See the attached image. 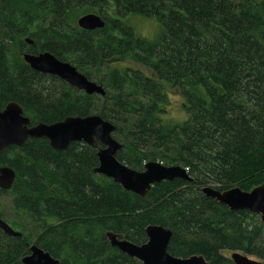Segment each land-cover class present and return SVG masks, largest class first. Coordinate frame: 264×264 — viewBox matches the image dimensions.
I'll list each match as a JSON object with an SVG mask.
<instances>
[{"label": "trees", "instance_id": "16d2710c", "mask_svg": "<svg viewBox=\"0 0 264 264\" xmlns=\"http://www.w3.org/2000/svg\"><path fill=\"white\" fill-rule=\"evenodd\" d=\"M87 13L100 15L105 27L81 30L77 19ZM131 15L161 23V38L136 37L123 22ZM41 52L91 81L100 65L119 64L97 81L106 93L101 98L31 70L23 53ZM172 94L187 119L165 125L158 114ZM9 102L21 105L32 124L98 115L115 125L114 138L122 137L115 138L119 162L142 171L158 158L186 169L192 182L165 181L140 198L95 175L96 150L82 143L60 153L44 138L12 146L0 166L11 168L15 181L0 194L9 193L17 213L40 226L36 238L0 231V264H21L27 239L60 264H140L112 248L105 234L141 245L150 225L171 231L173 257L233 264L237 252L264 262L259 217L229 211L201 192L264 185V0H5L0 110Z\"/></svg>", "mask_w": 264, "mask_h": 264}, {"label": "water", "instance_id": "95a60500", "mask_svg": "<svg viewBox=\"0 0 264 264\" xmlns=\"http://www.w3.org/2000/svg\"><path fill=\"white\" fill-rule=\"evenodd\" d=\"M5 0H0L3 2ZM78 25L85 31L103 29L104 23L99 17L91 13L81 16ZM24 43L32 45V40L24 39ZM24 62L29 68L40 74L57 77L70 87L86 95L105 96L104 88L79 73L70 63L56 59L49 52L38 54H24ZM115 125L102 119L98 115L87 117H66L62 121L45 124H32L24 115L21 105L9 102L0 110V155L12 146L22 147L29 139L44 138L48 140L50 148L55 152L66 151L71 143H83L96 150L98 167L93 172L112 180L123 190L140 198H146L154 185L171 182L176 179L192 182L186 169L181 166H165L157 161H150L144 165L142 171H135L119 162L115 155L121 151L122 144L113 136ZM100 145V147L98 146ZM15 181L14 171L6 166L0 167V190L8 191ZM202 194L223 205L230 211H248L256 214L264 224V185L255 187L250 192L238 187L226 191H219L212 186L201 189ZM0 231L12 238H21L16 232L0 219ZM146 242L141 245L133 244L112 232H106L105 237L112 248L135 259L141 264H209L201 255H191L187 258H177L168 252V245L172 233L158 225L145 228ZM30 254L21 259V264H60L51 255L35 244L30 246ZM233 264H264L248 256L234 252L231 254Z\"/></svg>", "mask_w": 264, "mask_h": 264}, {"label": "rangeland", "instance_id": "374dc122", "mask_svg": "<svg viewBox=\"0 0 264 264\" xmlns=\"http://www.w3.org/2000/svg\"><path fill=\"white\" fill-rule=\"evenodd\" d=\"M123 22L129 28L132 29L136 37L145 39L150 42H157L164 33L162 24L155 20L149 19V18H143L141 16L131 15V16H128L126 19H124ZM122 62H126V60ZM118 64L119 62L117 61L115 63L109 62V63H104L103 65H100L98 68V72L94 73L92 76L93 81L97 83L99 78L102 77L104 74H106L107 67H111V68L117 67L118 68ZM126 64L128 67H133V68L138 67L139 68V65L131 61H128ZM169 88L170 87L166 88V90H168ZM168 101L169 103L166 106L165 112H161L158 114V118L162 121V123L165 125L166 124L174 125V124H180L183 121H185L187 119V114L182 107L181 100L179 99V97L176 94H172ZM115 138L118 141L122 139V137H116V136ZM155 161L162 163L158 158H156ZM0 167H3V166H0ZM9 198H10L9 193L6 195L0 194V215L2 216L4 221L8 223L11 229L20 232L21 235L23 234V237L25 234H28L30 238H36L37 233L35 234L34 230H36V228L37 230H39L38 227L40 226V224L35 223L34 220L32 221L24 213H17V211L11 206ZM32 223L34 224L35 229ZM27 241H28V246H29L31 244H35L36 240L33 242H29V240L27 239ZM249 258L252 259L251 257ZM252 260L261 261L258 259H252Z\"/></svg>", "mask_w": 264, "mask_h": 264}, {"label": "bare ground", "instance_id": "6f19581e", "mask_svg": "<svg viewBox=\"0 0 264 264\" xmlns=\"http://www.w3.org/2000/svg\"><path fill=\"white\" fill-rule=\"evenodd\" d=\"M92 15H94V16H97V17H99L100 18V20H102L103 21V23H104V27H105V21L101 18V16L100 15H96V14H94V13H91ZM78 20H79V18L77 19V26L79 27V25H78ZM80 28V27H79ZM81 30H83L82 28H80ZM95 30H101V29H95ZM95 30H92V31H95ZM85 31V30H84ZM120 143V142H119ZM206 187V186H205ZM229 190V189H228ZM226 191V190H225ZM228 209V208H227ZM230 211V210H229ZM233 212V211H232ZM254 214V213H253ZM256 215V214H255ZM31 246V245H30ZM30 246H29V248H28V254L27 255H25V256H28L29 254H30Z\"/></svg>", "mask_w": 264, "mask_h": 264}, {"label": "flooded vegetation", "instance_id": "af4514ba", "mask_svg": "<svg viewBox=\"0 0 264 264\" xmlns=\"http://www.w3.org/2000/svg\"><path fill=\"white\" fill-rule=\"evenodd\" d=\"M26 54V53H23V55ZM68 85V84H67ZM75 89V88H74ZM76 90V89H75ZM77 91V90H76ZM79 92V91H78ZM118 251V250H117ZM125 255V254H124ZM128 257V256H127Z\"/></svg>", "mask_w": 264, "mask_h": 264}]
</instances>
